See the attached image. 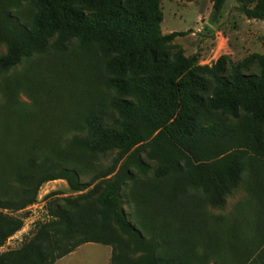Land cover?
Here are the masks:
<instances>
[{"label": "trees", "instance_id": "trees-1", "mask_svg": "<svg viewBox=\"0 0 264 264\" xmlns=\"http://www.w3.org/2000/svg\"><path fill=\"white\" fill-rule=\"evenodd\" d=\"M207 1L217 16L227 0ZM161 2L28 0L33 14L22 25L11 13L18 0H0V74L49 49L63 54L72 40L95 46L117 117L109 125L102 113H85L84 135L66 147L60 138L4 136L0 249L23 228V217L11 212L33 205L44 183L63 180L76 195L50 202L49 220L1 252L0 264H54L86 243L110 247V264H208L223 256L222 238L233 246L234 237L207 219L205 207L222 208L253 167L249 160L258 165L264 158V54L231 64L227 73L226 56L200 66L197 54L185 56L173 43L187 32L162 33ZM236 2L248 20L264 23V0ZM253 60L259 72L243 73ZM216 114L236 125L214 121ZM114 151L110 166L80 181L72 153ZM149 162L155 167L147 178ZM126 189L136 223L123 209ZM235 246L230 251L240 262L247 247ZM246 264H264V257Z\"/></svg>", "mask_w": 264, "mask_h": 264}, {"label": "rangeland", "instance_id": "rangeland-1", "mask_svg": "<svg viewBox=\"0 0 264 264\" xmlns=\"http://www.w3.org/2000/svg\"><path fill=\"white\" fill-rule=\"evenodd\" d=\"M238 6L236 0H227L216 16L207 0L191 3L162 0L161 31L163 34L187 32L173 43L184 51L185 56L197 54L200 66H211L218 58L226 56L227 73L231 64L243 62L252 55L264 54V23L248 20ZM11 13L20 24L28 25L33 11L28 0H18ZM4 53L5 46L0 45V55ZM103 66L104 59L95 46L80 48L72 40L63 54L49 49L44 54L23 59L10 71L0 74V150L7 139L4 137L6 134L13 138L48 137L51 141L60 138L62 146L66 147L73 136L84 135L83 115L90 111L102 113L105 124H113L117 119L110 108L114 93L105 86L107 76ZM242 72L257 74L259 66L253 60ZM213 119L225 126L236 125L237 122L219 114ZM6 127L9 132H6ZM72 155L76 161L73 167L80 181L85 183L110 166L116 152H74ZM249 161L253 167L244 173L239 187L226 198L225 205L220 209L205 207L207 219L221 222L224 230L234 237L235 249L247 247L243 251L248 255L237 262L239 259L230 251L233 246L225 242V237L219 242L223 256L212 257L208 264H246L264 257V158H260L258 165ZM149 164L151 171L147 178L152 176L155 167L153 162ZM127 189L123 209L129 220L136 223L134 204ZM49 194L54 195L46 197ZM75 195L63 180L44 183L33 205L11 212L14 216H22L25 221L23 228L6 242L0 253L19 247L37 223L49 220L47 206L50 202L61 204L63 198ZM215 228V223H212L210 232ZM109 253V247L87 245L77 258L86 264L89 260L104 264Z\"/></svg>", "mask_w": 264, "mask_h": 264}, {"label": "crops", "instance_id": "crops-1", "mask_svg": "<svg viewBox=\"0 0 264 264\" xmlns=\"http://www.w3.org/2000/svg\"><path fill=\"white\" fill-rule=\"evenodd\" d=\"M95 243H86L84 245H81L80 247H78L74 252L70 253L69 255L59 259L58 261H56L54 264H86V261H83L79 258H77V256L80 254L81 250L87 246V245H94ZM99 245V244H97ZM103 246V245H102ZM108 247V246H106ZM110 248V247H109ZM110 255H108L109 257L106 256V261L104 262V264H110V257H111V248H110ZM88 264H95L94 261L89 260Z\"/></svg>", "mask_w": 264, "mask_h": 264}, {"label": "built area", "instance_id": "built-area-1", "mask_svg": "<svg viewBox=\"0 0 264 264\" xmlns=\"http://www.w3.org/2000/svg\"><path fill=\"white\" fill-rule=\"evenodd\" d=\"M28 207H30V206H28ZM28 207H27V208H28ZM27 208H26V209H27ZM24 221H25V220H24Z\"/></svg>", "mask_w": 264, "mask_h": 264}]
</instances>
